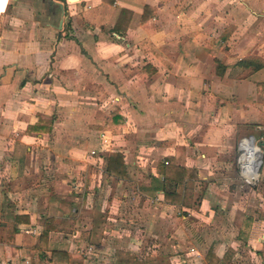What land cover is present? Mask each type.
<instances>
[{"label": "crops", "instance_id": "1", "mask_svg": "<svg viewBox=\"0 0 264 264\" xmlns=\"http://www.w3.org/2000/svg\"><path fill=\"white\" fill-rule=\"evenodd\" d=\"M249 138L264 155V0L0 8V264H264Z\"/></svg>", "mask_w": 264, "mask_h": 264}, {"label": "trees", "instance_id": "2", "mask_svg": "<svg viewBox=\"0 0 264 264\" xmlns=\"http://www.w3.org/2000/svg\"><path fill=\"white\" fill-rule=\"evenodd\" d=\"M66 2V0H63ZM116 0H104L107 4H114ZM145 21V20H144ZM262 66H257V69H260ZM126 125L125 120L122 118V116L117 112L111 116L110 122L108 123V126H118V127H124ZM168 165H170L171 160L167 161ZM107 172L110 176L117 177L119 179H128L127 174V168L125 165L124 157L121 154H116L112 157H110L108 161V168ZM173 172V173H172ZM170 172V168L168 166L164 167L162 174L166 177V179L170 180H176L173 175L179 176L180 179L178 180V183L183 184L184 180L190 176V174L185 170L181 168H173V171ZM188 193V192H187ZM209 257V256H208Z\"/></svg>", "mask_w": 264, "mask_h": 264}, {"label": "built area", "instance_id": "3", "mask_svg": "<svg viewBox=\"0 0 264 264\" xmlns=\"http://www.w3.org/2000/svg\"><path fill=\"white\" fill-rule=\"evenodd\" d=\"M252 146L256 147L261 157H258L255 153H252L250 148ZM93 154L95 153L93 152ZM263 162L264 155L262 148L258 145V143L251 138L244 140L240 148L238 166L240 170V177L245 185L250 187L257 186L261 178Z\"/></svg>", "mask_w": 264, "mask_h": 264}, {"label": "bare ground", "instance_id": "4", "mask_svg": "<svg viewBox=\"0 0 264 264\" xmlns=\"http://www.w3.org/2000/svg\"><path fill=\"white\" fill-rule=\"evenodd\" d=\"M5 1H6V0H0V8H2V7L4 6ZM250 148H251L252 153H255L256 156L261 157V155L258 153V150L256 149V147H253V146H252V147H250Z\"/></svg>", "mask_w": 264, "mask_h": 264}, {"label": "water", "instance_id": "5", "mask_svg": "<svg viewBox=\"0 0 264 264\" xmlns=\"http://www.w3.org/2000/svg\"><path fill=\"white\" fill-rule=\"evenodd\" d=\"M69 3H77V2H80L82 0H67Z\"/></svg>", "mask_w": 264, "mask_h": 264}, {"label": "rangeland", "instance_id": "6", "mask_svg": "<svg viewBox=\"0 0 264 264\" xmlns=\"http://www.w3.org/2000/svg\"><path fill=\"white\" fill-rule=\"evenodd\" d=\"M126 222L128 223V220ZM127 226H128V224L127 225L126 224L124 225V227H127Z\"/></svg>", "mask_w": 264, "mask_h": 264}]
</instances>
